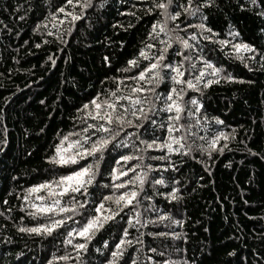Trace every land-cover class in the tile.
<instances>
[{
  "label": "trees",
  "instance_id": "1",
  "mask_svg": "<svg viewBox=\"0 0 264 264\" xmlns=\"http://www.w3.org/2000/svg\"><path fill=\"white\" fill-rule=\"evenodd\" d=\"M152 3L153 0H92L84 18L70 24L71 17L56 9L65 7L69 13L80 9L66 0H0V264H105L124 235V228L129 232L125 239L132 243L121 245L123 254L116 264H264V60L260 59L264 54V18L257 15L260 7H252L249 0H213L212 5L201 10L207 18L205 24L217 33V39L248 43L257 50L242 51L239 55L244 59L237 58L228 46L221 51L218 44L190 39L198 30L187 25L199 23L200 13L168 21L169 28L179 24L178 35L189 39L193 46L177 56L173 49L180 51L181 46L173 42L171 55L166 56L173 62L191 56L185 68L189 63L195 68L191 75L186 72L182 80L199 74L203 63L197 57L202 56L222 68V76L243 81L222 80L201 92H185V100L195 97L202 107L191 118L182 112L179 123L192 127L171 133L173 137H184V148L171 153L163 147L147 148V143L163 144L169 136L170 114L152 113L156 125L146 120L140 129L125 127L118 139L127 146L110 145L101 163L102 174L89 189L93 194L91 206L77 209V215L47 213L33 218L27 214L34 211L24 199L28 188L58 179L76 167L54 165L48 158L55 154L63 136L81 132L86 123H94L77 110L97 93L104 99L108 91H115L116 78L134 76L146 66L149 61L138 56L142 48L151 57L163 46L160 41L165 39L164 33L156 39L149 36L153 24L164 19L159 9L147 11ZM180 3L187 4V0H174L169 11ZM229 31L239 36L233 39L227 35ZM147 44L154 47L148 49ZM106 56L109 64L104 63ZM133 58L139 61L138 67L118 71L127 68V61ZM129 85L133 81L123 79L118 94H128ZM172 86L171 80H165L156 91L166 95ZM157 104L162 106L161 101ZM217 119L222 123H216ZM126 133L131 135L124 139ZM221 133L228 139L221 137L213 148V138ZM141 140L146 143L141 144ZM120 155L133 158L117 165ZM165 155L166 159H160ZM141 156L143 159H139ZM91 161L92 157H87L79 163ZM113 167L132 169L117 183L148 172L143 190L131 183L117 189V195L131 190L139 191V195L88 242L86 251L78 253L73 245L84 240L75 232L69 237L68 232L81 227L89 215H96L95 204L113 192L109 175ZM156 179L165 183L154 185ZM103 184L109 187L102 188ZM172 187L178 189L174 195L179 199L167 195ZM28 195L37 205L51 203L43 189ZM37 195L46 200H36ZM61 203L70 205L71 198L65 195ZM105 206L116 207L112 202H105ZM137 214L142 224L136 223ZM67 216L72 218L65 219ZM129 216L135 226H129ZM49 217L64 220L51 235L18 231L20 227L49 223ZM65 239L71 243H65ZM65 256L69 259H61Z\"/></svg>",
  "mask_w": 264,
  "mask_h": 264
},
{
  "label": "snow or ice",
  "instance_id": "2",
  "mask_svg": "<svg viewBox=\"0 0 264 264\" xmlns=\"http://www.w3.org/2000/svg\"><path fill=\"white\" fill-rule=\"evenodd\" d=\"M68 5L73 7L79 6L80 11L77 12H67L65 7H58L56 9L57 13H63L65 16H70V24H74L76 21H80L84 18L83 14L85 9L92 7V0H66ZM174 0H153L151 8L147 11L151 12L155 9H159L161 16L164 17L158 24H153L152 31L149 36L153 39L159 37L160 33H164L165 39L161 40L160 43L163 45L158 54H153L151 57L148 56L145 49L142 48L138 56L145 60H148V64L144 66L136 75L124 78H116L117 88L115 91H108L104 99H100V93L92 97L87 103H85L78 112L83 113V117L94 121V123H86L81 132H72L68 135L63 136L60 142L56 145L55 154L48 158L49 162L61 167H70L75 165L76 167L71 168L67 174H62L53 181H45L43 183L33 185L26 190V195L24 199L28 201V207L34 209V211L28 212L29 216L35 218L37 214H47L52 213L53 216L61 213L71 212L73 215H77V209L84 210L85 205L91 206L93 203L92 192L89 191L90 187L96 181V177L101 173V163L105 159L106 153L109 150L110 145L115 147H126L124 140L118 139L120 133L124 131L125 127L131 126L136 129H140L142 122L150 120L151 124L156 125L157 121L152 118V113L167 112L170 115L167 117L168 123V133L169 136L166 138L163 144H156V141L147 143V148L163 147L167 148L169 153L173 151H180L184 148V144L181 141L184 139L182 136L173 137L172 132H179L181 128L187 131L192 125L187 126L181 125L179 123L181 119V113L187 112L189 118L194 116L196 113H200L201 104L197 98L191 97L188 100L184 99L185 92L189 89L196 92H201L202 89H207L209 85L214 83H219L222 80L225 82H234L236 78L231 75H221L223 69L215 67L210 61L204 59L202 56H198L197 59L201 60L203 67L198 69L199 74L195 75L193 79H184L186 72L188 75L192 74V69L195 65L189 63L187 68H185V61H191V56H182L180 61L173 62L167 60L166 56L171 55L169 49L172 48L173 42L179 43L181 46L180 51L173 49L177 56L182 55L184 49H191L193 46L189 42V39H184L178 35L181 31L180 25L177 24L174 28L168 27V21H176L181 15L185 18L189 16H196L200 13V22L195 25H187V27H194L198 30V33H193L190 37L191 40L202 39L210 41L211 43L218 44L221 51H224L225 47L228 46L233 52L237 54V58L244 59V57L239 54L243 52L255 53L257 50L250 44L244 42L233 43L226 39H217V33H215L211 28L207 27L205 20L207 19L203 13L202 8L210 6L213 4V0H201L199 3H194V0H187V4L180 3L172 11L169 9L172 7ZM249 4L252 7H260V11L257 13L258 16L264 18V0L258 2V0H249ZM55 16V13H53ZM39 27V25H37ZM159 28V32L156 29ZM69 32L72 31L71 27L68 29ZM227 35L231 36L233 39L239 36L238 32L229 31ZM39 47V45H37ZM148 49L154 47L153 44H147L145 46ZM229 55L228 52L224 53ZM250 58V57H249ZM51 59V58H50ZM261 60H264V54L260 56ZM55 63V61H52ZM104 63L109 64L110 60L106 56L104 57ZM128 67L123 69H118V71L127 72L130 71L132 67H138L139 61L133 58L127 61ZM247 67V65H245ZM210 70V71H209ZM211 77V78H207ZM108 79V77H105ZM123 79H130L133 81V85L127 86L129 88L128 94H118L121 92V85ZM165 80H171L172 87L167 91L166 95H161L157 93V87ZM144 82V83H141ZM243 82V81H236ZM103 83V81L101 82ZM145 84L151 85V87H145ZM176 85H181L176 87ZM202 85V87H201ZM144 93H149V95H144ZM123 101L128 103L125 105ZM157 101L162 102V106L157 104ZM191 105L192 107H189ZM131 116L133 119H128ZM78 119H83L78 117ZM135 120V123L133 122ZM86 122V121H85ZM199 119L196 120V124H199ZM216 123H222L220 120H216ZM163 126V125H161ZM91 130V131H90ZM147 129L145 128V131ZM191 134V133H189ZM131 133H126L125 138ZM70 136H76L77 139L70 140ZM95 137V138H93ZM223 137L225 140L228 137L221 133L219 136L213 138L212 147L215 148L216 141ZM137 139L139 136L137 135ZM141 144H145L144 140L140 141ZM66 144V146H65ZM179 145L178 148H173L172 145ZM135 147V146H134ZM191 145L188 146L190 148ZM227 147V145H225ZM3 149H0L2 151ZM222 150V149H221ZM140 151V149H137ZM87 157H92L90 163H85L80 165L81 160H85ZM131 155H120L119 159L116 161L119 165L120 161L127 162L132 159ZM167 156H162L160 159H166ZM143 159V157H139ZM151 170V166H148ZM174 168L175 166L172 165ZM128 169L127 171H131ZM127 171L118 170L113 167L109 175L112 178L113 183L111 188L113 192L109 195H103V199L99 203L95 204L94 211L96 215H89L86 218V222L79 228H74L72 231L68 232V236H72L73 232L81 238H83L84 243H76L73 245L74 249L79 251H86L88 247V242L93 239V237L105 227L109 221H115V218L123 212V208L132 204L133 200L139 195V191L143 190V185L148 177V172L143 174H135L131 180H124L117 183L116 181L120 176H126ZM137 185L139 191L131 190L125 191L117 195L116 190L124 188L127 184ZM165 181L163 179H156L153 181L154 185H163ZM176 182L173 181V184ZM102 188H108V184L101 185ZM47 192L48 198L51 199V203H41L37 205L36 203L30 201L29 195L31 193H39L41 190ZM178 189L172 187L171 192L167 195L171 199H179L178 196L174 195ZM78 194L83 197L82 200L75 199V195ZM68 195L71 198V204H62L61 198ZM36 200L45 201L46 197L43 195H37ZM105 202H112L116 205L115 208L106 207ZM5 203H7L5 201ZM21 211H24L22 208ZM71 216L65 217V219H71ZM163 219V217H160ZM50 222L46 224H38L34 227H20L18 231L25 232L28 234L36 236H47L51 235L52 232L59 228L63 223V219H52L49 217ZM133 217H128L129 226H135L132 223ZM176 221H174L175 223ZM136 223L142 224L143 222L139 219V214L136 217ZM124 235L121 236L120 241L115 244V250L111 252V258L107 259L105 264H116L117 259L123 254V249L121 245L127 244L131 245V240H126L125 237L129 235L128 228H124ZM138 241V238H137ZM65 243H71V241L65 239ZM105 246H107V241H105ZM154 251V250H153ZM231 255V253H229ZM61 259H69V257H61ZM167 264V262H165Z\"/></svg>",
  "mask_w": 264,
  "mask_h": 264
}]
</instances>
